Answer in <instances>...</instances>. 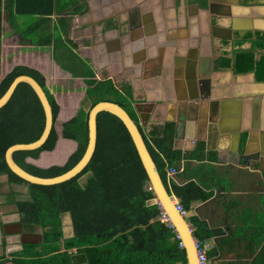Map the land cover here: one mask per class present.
Segmentation results:
<instances>
[{"label":"crops","instance_id":"1","mask_svg":"<svg viewBox=\"0 0 264 264\" xmlns=\"http://www.w3.org/2000/svg\"><path fill=\"white\" fill-rule=\"evenodd\" d=\"M2 1V77L17 65L37 69L60 105L56 148L27 161L41 168L64 165L78 148L76 140L63 136V126L76 116L86 97L87 84L85 76L74 75L55 58V41L63 38L57 51L69 63L72 49L68 38L77 45L73 50L91 66L96 80L112 79L119 87H132L133 105L143 127L150 130L165 122L175 123L174 146L185 158L179 164L184 171L173 179L178 183L191 178L216 182L212 185L216 196L195 203L188 212L224 232L207 241L205 249H219L217 258L222 259L240 253L244 244L238 235L264 224V171L256 163L251 167L239 165L233 150L239 133L245 141L249 130L250 148L255 151L263 147L264 82L257 81L254 73L236 74L231 68L216 67L218 58L234 54L232 42L225 39L230 24V39L237 29L248 32L264 28V0H212L213 7L208 11L204 9L208 0L206 7L198 0H57L58 10L46 18L19 15L12 0ZM74 1L85 8L75 12ZM135 21L140 26L131 27ZM218 25L223 26L221 33L215 30ZM24 33L30 37L25 38ZM200 88L206 97H202ZM214 101L218 102L219 114L225 113L224 130L239 129L220 142L214 136L208 138L204 124ZM198 148L201 158H190ZM211 153L213 157L209 158ZM211 164L229 170V183L216 176ZM218 181L224 183L218 185ZM10 193L20 199L29 197L26 185L11 183L8 175H0V264H14V252L26 243L42 240L41 228L34 232L23 229L17 206L6 202ZM64 230L66 236L73 235L72 223L65 224ZM225 237H235V245H225Z\"/></svg>","mask_w":264,"mask_h":264},{"label":"trees","instance_id":"2","mask_svg":"<svg viewBox=\"0 0 264 264\" xmlns=\"http://www.w3.org/2000/svg\"><path fill=\"white\" fill-rule=\"evenodd\" d=\"M56 1L12 0V6L19 15L46 18L58 10ZM198 1L203 7L207 6V0ZM2 5L0 0V98L15 77L30 75L47 92L56 123L60 105L49 92L43 73L29 66L17 65L2 77ZM72 5L75 12L82 11L86 6L78 1ZM23 36L29 38L30 34L24 33ZM66 39L72 49L69 63H65L57 51L64 42L63 38L55 41V58L64 69L71 70L76 76H85L87 84L86 97L76 116L63 126V136L76 140L78 148L64 165L41 168L29 163V157L38 159L42 152L56 148L59 134L54 127L41 148L16 151V162L27 171L44 177L68 171L86 151L90 108L100 101H112L121 105L140 127L168 191L179 199L185 211L190 212L195 203L211 199L215 195L212 182L202 183L191 178L178 183L168 176L169 167L179 166L185 158L174 146L175 123L165 122L150 130L143 127L133 105L132 87L128 84L119 87L112 79L96 80L91 66L73 50L77 45ZM247 43L251 46L244 47ZM234 47L233 56L221 57L216 68H231L236 74L254 73L257 81L264 82V32H256L255 35L247 33L234 41ZM44 127L45 113L39 97L28 83H20L9 102L0 109V175L6 174L11 183L28 187V198L20 199L16 193H10L6 202L17 206L25 231L42 229V240L24 244L21 250L14 252L11 257L14 264H188L175 227L162 220V207L153 202L155 194L149 188V177L121 119L106 111L99 113L97 148L92 160L76 177L55 185L25 181L9 168L5 158L8 147L37 140ZM201 152L198 148L190 158L200 159ZM68 212L74 227L72 237L65 236L63 225ZM188 221L202 249H205L207 241L224 234L221 228H212L205 219L195 214L190 215ZM238 236L242 238L244 249L233 257L217 258L219 249H205L211 264H264V224ZM234 238L225 237L223 243L233 246ZM74 248L76 252H70Z\"/></svg>","mask_w":264,"mask_h":264},{"label":"water","instance_id":"3","mask_svg":"<svg viewBox=\"0 0 264 264\" xmlns=\"http://www.w3.org/2000/svg\"><path fill=\"white\" fill-rule=\"evenodd\" d=\"M213 4L214 3L212 0H208V6L207 8H204V9H206L207 11L211 10L213 7ZM135 26H140V23L135 21L134 24H131V27H135ZM232 28H233V25L231 24V27L229 28L228 32L231 33ZM254 30L264 31V28L256 27L254 28ZM235 31L239 33V29ZM240 33L243 34L242 31H240ZM22 82L28 83L33 88V90L36 92L37 96L39 97L41 104L43 106V109H44V113H45V127H44V130L41 136L37 140L28 142V143H16L8 147V149L6 150L5 158H6V162L9 168L16 175H18L25 181L29 183L39 184V185H55V184L66 182L76 177L87 167V165L90 163V161L92 160L95 154V151L97 148V141H98V115L99 113L103 111L112 113L122 120L128 132L130 133L132 140L135 144L136 150L138 152V155L140 157V160L149 177V183H148L149 188L153 189L154 191L155 198L153 202H157L161 205L163 213H165L169 217L170 223L175 227L178 233V236L182 240L183 247L186 252L188 264H201L199 260V254H198L199 252L198 243L199 242L193 234V228H192L191 223L188 221V217L190 216V214H188V212L181 213L177 209L176 207L177 199L175 195L171 194L168 191L162 179V176L158 170V167L150 151L148 150V147L146 145V142L140 130V127L134 121V119L130 116V114L118 103H115L112 101H100L90 108L89 117H88L89 140H88L86 151L83 157L68 171L60 175H57V176L44 177V176H39V175H36V174H33L27 171L26 169L21 167L16 162V160L14 159V153L16 151L36 150V149L41 148L46 143L47 139L49 138L52 129L56 127V123L54 121L53 109H52L48 94L45 91V89L41 86V84L34 77L30 75L21 74L15 77V79L13 80V82L11 83L7 91L0 98V109L9 102L16 88ZM201 83L203 84L204 81H199V84ZM200 91L202 93V97H206L205 94L203 93L202 88H200ZM222 110H224V108H222ZM224 116H225V113L223 111H222V114L221 113L219 114L218 112V102L217 101L212 102L209 117L206 119V122L204 123L206 128H208V132H209L208 138L209 139L212 136H214L215 140L220 142L222 139L226 138L229 134L231 135L233 132H239V129L234 130V131H229V132L224 130V125L222 124L223 123L222 117ZM218 122L219 124L216 126L215 124H217ZM204 131L205 130L203 128V133ZM261 138H262L263 147L260 150L253 151L250 148V142L252 140V132L249 130L248 137L246 138L245 141H243L242 139V133L241 132L239 133L236 149L233 150V152L237 155L239 165H245V166L251 167L253 164L256 163L258 164V167L260 168V170L264 171V168H262V162L264 161L263 132L261 133ZM209 139H204V140L208 141ZM207 150H210V149L207 148ZM216 165H213V164L210 165L211 166L210 169H215V172L217 173L216 176L220 177L219 179L231 180L229 170L226 169L225 171H222L221 169H218ZM211 178L214 179L215 176L213 175ZM215 183L216 182L214 181L212 185L215 186L216 185ZM220 184L222 185L223 183L219 182L218 185ZM215 188L216 187H214L213 189ZM68 214H69L72 226H73L71 213L68 212ZM63 225L65 226V220H63ZM73 230H74V227H73ZM41 234H42V229H41ZM72 236H74V232H73V235L66 236V237H72Z\"/></svg>","mask_w":264,"mask_h":264},{"label":"built area","instance_id":"4","mask_svg":"<svg viewBox=\"0 0 264 264\" xmlns=\"http://www.w3.org/2000/svg\"><path fill=\"white\" fill-rule=\"evenodd\" d=\"M184 171V167L181 166H172V167H169L168 169V176L171 177L172 179L174 177H176V175L180 172H183ZM176 207L177 209L181 212V213H187V211L184 210V208L182 207V205L180 204V202L178 200H176ZM163 221H166V222H170L169 220V217L163 213V218H162ZM181 246H183V243L181 242ZM198 247H199V243H198ZM75 252H76V249H73ZM72 252V251H70ZM199 260H200V263L201 264H208L209 260L206 256V251L205 249H202L199 247Z\"/></svg>","mask_w":264,"mask_h":264},{"label":"flooded vegetation","instance_id":"5","mask_svg":"<svg viewBox=\"0 0 264 264\" xmlns=\"http://www.w3.org/2000/svg\"><path fill=\"white\" fill-rule=\"evenodd\" d=\"M185 1H188V0H185ZM245 1H246V2H247V1H248V2H249V1L254 2V1H259V0H245ZM218 8H219V7H218ZM218 8H214L213 11L218 10ZM213 20H214V23L217 24L218 21H216L214 18L212 19V21H213ZM218 24H219V22H218ZM213 25H214V24H212V27H215V26H213ZM230 25H231V24H230ZM188 26H189V22L187 21L186 28H188ZM222 28H223V26H219V25H218V26L216 27L215 30L218 29V30H220L219 33H221L222 30H223ZM228 29H229V28H228ZM256 32H264V31H262V30H254V29H251V30L248 31V32H244V31H243V34H241L240 31H239V33H238L237 31H234V32H233L234 37H233L232 39H230V35H231L232 33L228 32V35H226L225 39H228V40H227L228 42H232V47L235 49V47H234V41H235L237 38L244 37L245 35H247V33H252L253 35H255ZM172 33H174V32H172ZM235 36H236V37H235ZM220 38L222 39V38H224V36H221ZM220 38H219V39H220ZM251 38H255V36H252ZM222 45L225 46V44H224L223 42H222ZM250 46H251V44H250V43H247L244 47H250ZM219 59H220V58H218V60H219ZM218 60H217V61H218ZM217 63H218V62H217ZM74 249H75V248H74ZM72 252H75V251L73 250Z\"/></svg>","mask_w":264,"mask_h":264},{"label":"rangeland","instance_id":"6","mask_svg":"<svg viewBox=\"0 0 264 264\" xmlns=\"http://www.w3.org/2000/svg\"><path fill=\"white\" fill-rule=\"evenodd\" d=\"M178 1V0H177ZM181 1V0H180ZM180 1H178L180 3ZM2 74H3V71H2ZM118 86V85H117ZM86 176L82 179L83 181L85 180ZM64 220H65V224L66 225H69L71 223V220H70V217H69V214L66 213L65 216H64Z\"/></svg>","mask_w":264,"mask_h":264}]
</instances>
